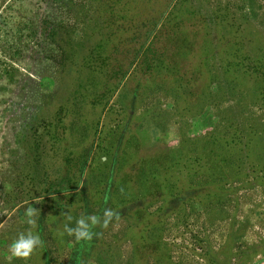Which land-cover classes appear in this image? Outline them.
<instances>
[{
	"label": "rangeland",
	"instance_id": "rangeland-1",
	"mask_svg": "<svg viewBox=\"0 0 264 264\" xmlns=\"http://www.w3.org/2000/svg\"><path fill=\"white\" fill-rule=\"evenodd\" d=\"M125 1L133 3V10L118 20L121 23L111 36L99 0H0V264L44 263L35 231L43 212L51 264L70 261L75 235L67 243L63 224L54 225V216L50 219L51 202L42 189L68 169L64 165L67 157L87 154V165L95 159L92 169H99L101 158L111 154L123 130L146 132L160 145L171 147L213 130L225 135L235 130L232 128L245 126L264 139V102L250 94L243 98L234 93L233 99H217L198 115L183 116L175 97L157 85L144 81L135 92L127 85L138 58L124 80L119 73L108 79L106 73L112 65L101 64L110 54L114 63L129 67L127 62L144 43L137 35L141 13L162 11L167 16L171 10L186 13L199 9L239 16L253 13L256 27L264 34V0L121 3ZM111 23L116 26V19ZM153 37L154 33L148 42ZM103 44L112 45V49L114 44L120 45L111 54ZM214 70L216 92L222 81L218 67ZM157 123L160 131H154ZM132 144H126V154L132 152ZM262 153L264 164V150ZM256 161L250 163L246 181L229 183L232 193L222 204L191 201L184 213L166 219L160 234L175 262L209 264L206 254L213 251L227 264H241L240 254L249 249L248 258L253 251L256 254L246 264H264V169L251 172L258 166ZM235 164L238 166V161ZM160 206L154 205L151 211ZM29 207L33 212L25 217ZM128 226L127 220L120 219L103 237L113 256L108 264H134L137 233ZM21 237L34 241L32 253L27 259L10 261V245ZM229 245L238 256L220 254ZM88 264L99 263L90 259ZM149 264H156L153 257Z\"/></svg>",
	"mask_w": 264,
	"mask_h": 264
},
{
	"label": "trees",
	"instance_id": "trees-1",
	"mask_svg": "<svg viewBox=\"0 0 264 264\" xmlns=\"http://www.w3.org/2000/svg\"><path fill=\"white\" fill-rule=\"evenodd\" d=\"M99 2L101 14L107 13L104 17L113 36L121 23L118 20L131 14L133 3ZM158 12L140 14L137 35L144 38V43L136 48L135 58L127 62L129 67L124 66L126 63L122 66L114 63L110 54L101 61L103 66L112 65L106 73L108 79L118 73L123 80L127 79L138 58L127 85L135 88L133 92L144 81L157 85L175 97L183 116L198 115L217 99H233L234 93L247 97L250 94L264 102V34L256 27V15L239 16L224 10L202 9L186 13L171 10L167 16ZM115 19L116 26L111 23ZM114 45V49L112 45L104 46L112 54L120 44ZM215 66L222 81L216 92L213 91L218 80ZM154 127V131L161 130L159 123ZM232 129L235 130L225 135L213 130L204 136L188 138L180 147L162 146L146 132L127 129L124 133L123 130L111 154L101 158L97 174V169H92L95 159L92 165H87L89 155L67 157L64 165L68 169L42 189L51 202L50 219L55 217L54 225L63 224L67 243L75 235L67 264H88L90 259L108 264L113 256L110 244L104 243L103 237L120 219L127 220L129 231L133 229L137 233L134 264H149L150 257L156 264H182L175 262L164 247L160 229L166 219L172 214L184 213L191 201L212 206L225 202L232 193L229 183L246 181L253 160H257L258 166L251 172L264 169L263 137L246 126ZM130 142L133 150L126 154V144ZM156 204L161 206L152 212L151 207ZM45 217L43 212L35 231L39 235L37 242L43 248V264H51L44 237ZM80 233L88 235L77 239ZM233 247L226 246L228 251L224 249L220 254L229 258L238 256L232 252ZM253 252L249 258L251 250L242 252L241 264L250 262L256 254ZM206 258L209 264H227L213 251Z\"/></svg>",
	"mask_w": 264,
	"mask_h": 264
},
{
	"label": "clouds",
	"instance_id": "clouds-1",
	"mask_svg": "<svg viewBox=\"0 0 264 264\" xmlns=\"http://www.w3.org/2000/svg\"><path fill=\"white\" fill-rule=\"evenodd\" d=\"M33 212V208L29 207L26 210L25 213V217H28L32 214ZM110 216L113 214L112 211H110L108 213ZM95 222V219H94ZM82 223V221H81ZM88 233H80L77 237V239H79V236H87ZM33 243L34 241L32 239H23L21 237V239H19L18 241L15 239L12 244L10 245L9 248V255H8V259L11 261L13 258H24L27 259L30 254L32 253V249H33Z\"/></svg>",
	"mask_w": 264,
	"mask_h": 264
},
{
	"label": "crops",
	"instance_id": "crops-1",
	"mask_svg": "<svg viewBox=\"0 0 264 264\" xmlns=\"http://www.w3.org/2000/svg\"><path fill=\"white\" fill-rule=\"evenodd\" d=\"M257 260H258V259H257ZM257 260H256V261H257Z\"/></svg>",
	"mask_w": 264,
	"mask_h": 264
}]
</instances>
